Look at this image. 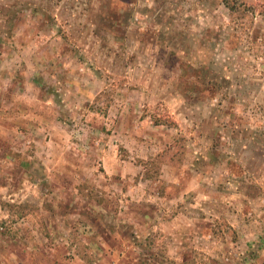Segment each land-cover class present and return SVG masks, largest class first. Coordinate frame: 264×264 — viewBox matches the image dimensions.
Masks as SVG:
<instances>
[{"label":"rangeland","instance_id":"374dc122","mask_svg":"<svg viewBox=\"0 0 264 264\" xmlns=\"http://www.w3.org/2000/svg\"><path fill=\"white\" fill-rule=\"evenodd\" d=\"M226 1L0 0V264H264V0Z\"/></svg>","mask_w":264,"mask_h":264},{"label":"trees","instance_id":"16d2710c","mask_svg":"<svg viewBox=\"0 0 264 264\" xmlns=\"http://www.w3.org/2000/svg\"><path fill=\"white\" fill-rule=\"evenodd\" d=\"M226 2H227V4H228V6H229L230 8H232L231 5H230V3H229V1L227 0ZM150 161H151V160L146 161L145 163H151Z\"/></svg>","mask_w":264,"mask_h":264}]
</instances>
